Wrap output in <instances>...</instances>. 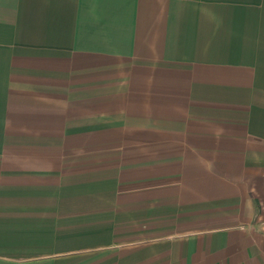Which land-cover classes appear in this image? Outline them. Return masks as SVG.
Segmentation results:
<instances>
[{
    "label": "crops",
    "instance_id": "crops-1",
    "mask_svg": "<svg viewBox=\"0 0 264 264\" xmlns=\"http://www.w3.org/2000/svg\"><path fill=\"white\" fill-rule=\"evenodd\" d=\"M0 264H264V0H0Z\"/></svg>",
    "mask_w": 264,
    "mask_h": 264
}]
</instances>
